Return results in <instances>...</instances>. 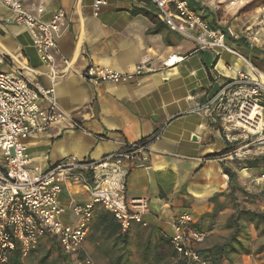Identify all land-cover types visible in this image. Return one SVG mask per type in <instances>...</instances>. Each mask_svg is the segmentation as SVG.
Masks as SVG:
<instances>
[{"label": "crops", "instance_id": "obj_1", "mask_svg": "<svg viewBox=\"0 0 264 264\" xmlns=\"http://www.w3.org/2000/svg\"><path fill=\"white\" fill-rule=\"evenodd\" d=\"M19 1L42 21H49L58 12L65 14L53 53L58 75L52 85L28 33L12 22L0 2V52L13 59V68L20 70L28 83L45 89L53 86L64 114L50 131L26 141L28 169L45 172L68 157L96 161L117 152L123 143L148 139L161 129L160 138L145 154L124 161L128 171L126 198L146 200V229L154 239H168L175 219L188 214L195 229L212 228L197 247L199 251L221 244L228 236L222 225L230 215L226 207L229 180L223 169L236 174L237 185L250 192L247 181L264 173V167L246 169V158L235 164L234 151L241 152L248 144L229 143L219 124L188 112L214 96L238 72H248L245 62L225 52L216 55L213 50L200 49L171 31L157 20L156 9L148 0H103L106 4L97 16L93 15V4L98 0ZM195 8L212 27L221 29L213 6ZM136 10L145 13L136 14ZM248 41L239 38L228 40V44L245 61L264 71L263 52ZM171 55L182 60L167 69L164 62ZM145 57L150 58L153 72L128 84L95 86L82 77L88 66L129 74ZM0 70L12 69L2 66ZM39 106L44 108V102L39 101ZM262 113L264 120V109ZM75 123L81 129L74 128ZM239 144L244 145L235 149ZM246 153L241 152L242 156ZM216 195L215 201L211 200ZM88 200L83 188L66 185L60 197L64 208L61 222L76 226L72 207ZM249 208L264 212V204ZM101 212L105 211L99 206L94 208L84 249L95 264H109V246L102 241V227L97 224ZM251 259L239 257L241 264Z\"/></svg>", "mask_w": 264, "mask_h": 264}, {"label": "built area", "instance_id": "obj_2", "mask_svg": "<svg viewBox=\"0 0 264 264\" xmlns=\"http://www.w3.org/2000/svg\"><path fill=\"white\" fill-rule=\"evenodd\" d=\"M148 1L156 9L157 20L171 31L200 49L213 50L216 55L222 52L231 54L248 66V72H238L214 96L188 113L219 124L229 143L235 142L237 136L245 140L258 136L264 126L261 107L264 102V72L245 61L228 44V40H239L237 34L230 27L213 28L201 12L191 6L190 0ZM213 1L194 0V4L204 7ZM242 1L228 0V4L235 6ZM0 2L8 9L12 22L28 33L53 85L58 75L53 65V53L59 26L65 18L64 12L56 13L49 21H42L29 13L19 0ZM105 4L103 0L95 1L93 15L97 16ZM181 60L171 55L164 66L170 69ZM2 66H9L12 70H0V264H7L15 252L22 259L28 258L48 240L56 244L63 256L80 259V264H95L85 251L84 242L96 206L112 216L121 233L136 225L147 227L144 219L148 214L146 200L126 198L128 171L123 163L145 154L149 146L160 138L161 129L148 139L123 143L117 152L96 161L68 157L45 172L37 168L30 171L26 141L50 131L64 118V114L58 107L53 86L45 89L28 83L21 71L13 68V59L0 52ZM151 72L150 58L145 57L129 74L103 66H88L82 77L95 86L102 83L121 85ZM39 101L44 102V108L39 106ZM73 127L81 129L76 123ZM254 143L264 144L258 139L248 145ZM234 157L239 159L242 156L235 150ZM136 166H141V163ZM260 178L264 179V174ZM66 185L80 186L89 196L87 203L72 207L76 226L61 222L64 208L60 197ZM192 223L190 215L182 214L172 224V234L168 238L175 254L172 264H210L197 249L210 231L197 230Z\"/></svg>", "mask_w": 264, "mask_h": 264}, {"label": "trees", "instance_id": "obj_3", "mask_svg": "<svg viewBox=\"0 0 264 264\" xmlns=\"http://www.w3.org/2000/svg\"><path fill=\"white\" fill-rule=\"evenodd\" d=\"M138 1L146 2L145 0ZM190 1L191 6L195 8L196 4H194V0ZM259 4H264V0H254L239 11L252 10ZM135 13L141 14L145 13V11L136 10ZM233 162L235 164L238 163L234 158ZM263 164L264 155L244 162L246 169H257L261 165L264 166ZM223 174L228 177V197H231L234 195V187L236 190H241V188L234 185V173L223 169ZM217 197L218 195L214 196L211 200L215 201ZM97 224L102 227V241L109 246V253L107 254L109 256V264H127L128 256L132 249H135L142 264L173 263L175 254L169 240L162 237L154 239L148 228L136 225L131 227L126 233H121L119 226L112 216L105 212L99 214ZM249 227H252L256 234V240L253 243L250 240ZM222 229L228 231L227 238L221 244L209 250L201 251L210 264H223L224 261L229 264H235V258L251 255L263 256L261 264H264V212L235 207L233 213L223 224ZM42 246L41 244L40 247ZM47 256L48 252L38 263L44 262ZM7 264H23V259L18 252H15Z\"/></svg>", "mask_w": 264, "mask_h": 264}, {"label": "rangeland", "instance_id": "obj_4", "mask_svg": "<svg viewBox=\"0 0 264 264\" xmlns=\"http://www.w3.org/2000/svg\"><path fill=\"white\" fill-rule=\"evenodd\" d=\"M253 1L254 0H243L235 6H229L228 0H214L212 4L207 3L206 6H213V12L214 14H216V18L220 22L221 29H224L226 27L232 28V30L235 32V34H237L239 38L249 39L248 44L257 46V48L264 54V4H259L252 10H247L244 12L239 11L241 8L246 7L247 4ZM197 6L198 5H196V7ZM261 71L264 72L263 70ZM261 107L264 109V102ZM258 139L263 140L264 142V126L258 136L250 137L248 140L243 139L242 136L241 138L240 136H237L236 141L233 143L236 144L239 142H246V145L248 144L247 142L252 143L257 141ZM242 145L244 144L235 146V149L242 147ZM244 150L241 149V152H247L246 156H242L241 152H239L240 156L242 157H240L239 159L236 157L233 158L238 161L244 160V158L252 160L256 157H260L264 155V144H250L246 146ZM263 174L264 173L259 174L256 178L251 177L249 178V181H247L246 177L247 185L251 184L252 189L250 192L247 189L245 190V188L243 189L242 187H240L241 190H236L234 187V195L229 197V201L226 205L227 210H229L228 212H230V215L233 213L235 207L251 210L249 207L264 204V182H260L261 180H259V178L262 177ZM262 181L264 180L262 179ZM234 185L239 187V185H237L236 183V174ZM210 229L207 228L204 231H208ZM248 231L250 234L251 243H253L256 240V234L252 227H249ZM42 245V247H39V249L36 252L32 253L28 258L23 259V264H39L38 261L41 258H44L47 252L48 256L41 264H78L80 262V259L72 260L69 257L63 256L59 252L56 244H54L50 240L46 241ZM251 257L252 261L250 263L248 261H245V264H261L263 261V256L257 257L255 255H251ZM234 263L241 264V262L239 261V257L234 259ZM127 264H142L135 249H132L131 253L129 254Z\"/></svg>", "mask_w": 264, "mask_h": 264}, {"label": "bare ground", "instance_id": "obj_5", "mask_svg": "<svg viewBox=\"0 0 264 264\" xmlns=\"http://www.w3.org/2000/svg\"><path fill=\"white\" fill-rule=\"evenodd\" d=\"M257 115H259V112L257 113ZM253 132H254V130H253Z\"/></svg>", "mask_w": 264, "mask_h": 264}]
</instances>
